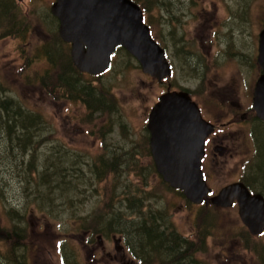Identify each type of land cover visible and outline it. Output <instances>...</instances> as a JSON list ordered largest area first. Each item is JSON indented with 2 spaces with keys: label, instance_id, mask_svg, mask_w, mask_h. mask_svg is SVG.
<instances>
[{
  "label": "rangeland",
  "instance_id": "374dc122",
  "mask_svg": "<svg viewBox=\"0 0 264 264\" xmlns=\"http://www.w3.org/2000/svg\"><path fill=\"white\" fill-rule=\"evenodd\" d=\"M15 1L28 19L27 41L0 38L2 96L28 113L37 112L41 122L14 130L15 134L22 133L23 140L30 134L32 141L26 148L15 146L22 141L12 138L0 125V238L8 230L20 229L21 233L24 227L23 236L8 241V247L16 245L14 251L23 252L19 259L25 258V264H61L63 254L68 264H117L101 256L92 262L87 246L90 240L96 243L101 233H95L89 222L101 216L99 221L112 223L109 229L104 225L100 229L107 232L104 241L111 246L112 237L125 230L135 251L141 244L135 236L143 239L145 233L139 231L140 220L148 217L149 222V213L159 212L169 223L167 228L193 240L190 257L200 264H256L253 249H264V232L259 237L250 235L238 216V206L198 208L168 187L150 169L144 122L168 85L176 90L188 88L206 112L218 117L223 98L213 86H226V92L236 97L242 92L239 76L248 78L250 84L257 79L264 0H145L147 19L158 42L172 57L174 74L161 82L144 73L126 50L117 52L111 69L90 83L105 90L107 105L97 112H90L80 99L68 98L52 84L56 68L48 62L46 51L62 50L70 55L69 46L57 32L58 22L50 13L54 0ZM190 58L196 63L188 62ZM62 61L61 55L56 57L57 68ZM251 128L263 141L256 145V154L264 163V122L254 121ZM243 133L239 153L245 158L253 144ZM99 157L104 162L113 158L115 164L101 180L94 177ZM237 163L232 160L223 168L214 166L210 184L215 190L233 181ZM257 164L254 170L247 168L245 179L264 191V169L261 173ZM45 169L47 175L43 177ZM125 198L128 200L122 203ZM126 204L140 208L141 215L133 212L130 221L124 219ZM11 209L16 218H9ZM97 249L102 251L101 246ZM104 250L108 252V246ZM153 263L159 264L156 259Z\"/></svg>",
  "mask_w": 264,
  "mask_h": 264
},
{
  "label": "water",
  "instance_id": "95a60500",
  "mask_svg": "<svg viewBox=\"0 0 264 264\" xmlns=\"http://www.w3.org/2000/svg\"><path fill=\"white\" fill-rule=\"evenodd\" d=\"M50 13L58 20V34L70 44L72 63L80 72H103L120 46L144 73L158 80L169 76L164 50L151 38L142 12L132 0H54ZM256 61L262 73L255 82L252 103L256 117L264 122V21ZM147 128L151 154L163 181L181 190L190 202L201 203L209 188L200 159L211 126L201 118L197 105L187 92L167 90L150 109ZM210 200L221 207L235 201L249 234L264 230V198L260 193L251 194L241 181L226 185Z\"/></svg>",
  "mask_w": 264,
  "mask_h": 264
},
{
  "label": "trees",
  "instance_id": "16d2710c",
  "mask_svg": "<svg viewBox=\"0 0 264 264\" xmlns=\"http://www.w3.org/2000/svg\"><path fill=\"white\" fill-rule=\"evenodd\" d=\"M138 3L145 14L148 13V3L145 0H134ZM147 22H150L147 19ZM28 19L26 14L21 11V6L16 4L15 0H0V38L5 36L16 38H22V42L27 41V32H28ZM2 36V37H1ZM117 52L122 51V48H119ZM117 54V53H116ZM61 55L63 57V61L60 63L59 68L58 62L56 64V57ZM46 57L48 62H50L55 68L56 72L52 76L54 79L53 85L59 87L67 97L70 99H80L86 108L92 112V110L102 111V106H106L107 102L104 99V91L97 87L93 88L90 83L97 81L98 78L91 77L89 75L82 74L79 72L72 61L70 60V55L64 54L61 50L59 52H53L50 49L46 51ZM40 58V57H39ZM56 65V66H55ZM51 70H49L46 74V77H43L45 81L47 79V75ZM85 75V76H84ZM85 83H84V82ZM3 81H0V125L3 126L4 130H6L12 138L17 139L15 146L20 144L22 148H26L30 146L32 141L30 134H27L28 138H22L21 134H15L14 130L23 129L27 124L33 126L36 121H40L39 114L28 113L22 109L21 106L16 105L13 101H10L8 98L2 96L4 92ZM113 101V99L111 100ZM93 108V109H92ZM101 108V109H100ZM110 108H113V102L110 105ZM20 119V121H16V119ZM19 122V123H18ZM30 122V123H29ZM41 122V121H40ZM40 125V124H38ZM114 159L112 158L110 162H104L101 157L96 160V169H99L98 172L94 174V177L98 180H101L103 174L105 172H111L114 169L115 164ZM114 166V167H113ZM48 167H51L50 165ZM49 169V168H48ZM47 169H45L43 177H45ZM64 172V171H62ZM55 173V172H54ZM50 176V174L48 175ZM47 184L48 180H44ZM53 183L52 180H50ZM250 185L249 183H247ZM202 208V207H201ZM8 216L11 219L12 217L16 218L13 209L8 211ZM163 215L159 217V226H164L165 222L162 218ZM101 216H96L93 218V221L89 222V227L96 232H100L103 225L111 224V222L104 224V222L99 221ZM19 219V218H17ZM103 220V219H102ZM162 223V224H161ZM82 226V224H81ZM156 226V224H155ZM3 226L0 225V231ZM24 229V227H22ZM21 229H15L11 231H7L5 233V237L0 238V264H25L23 261L25 258L19 259L23 252L19 250L18 252L14 251V246L7 245L8 241L12 239H20L23 236V231ZM89 231V230H88ZM5 232V230H4ZM90 232V231H89ZM144 233V238L141 239L138 235H136V239L140 240L142 243L143 250L149 255V258L157 260L159 264H200L194 257L193 259L190 256H193L191 252V247L193 246V240H187L184 237H181L176 230L172 228L158 227V228H149L146 231H142ZM92 232H90L91 234ZM8 235V236H6ZM92 235V234H91ZM248 236V234H247ZM260 236V235H259ZM258 236V237H259ZM1 237V234H0ZM3 247L1 248V246ZM147 246V247H145ZM256 254V264H264V249H253ZM21 253V255H20ZM62 264H68L66 258L63 254L62 256Z\"/></svg>",
  "mask_w": 264,
  "mask_h": 264
},
{
  "label": "flooded vegetation",
  "instance_id": "af4514ba",
  "mask_svg": "<svg viewBox=\"0 0 264 264\" xmlns=\"http://www.w3.org/2000/svg\"><path fill=\"white\" fill-rule=\"evenodd\" d=\"M67 45L70 48V44L67 43ZM166 55H167V60L171 68L170 75L172 76L175 70L174 62L168 52H166ZM254 57L255 56L253 55L251 60H254ZM112 61H113V57L111 58V62ZM191 61H194L193 64L196 63V60L194 58H190L188 62H191ZM198 66H199V70H202L203 65L201 63V60H199ZM257 68L259 70L258 71V77H259L262 71L259 68L258 64H257ZM247 70L250 72L248 68ZM240 73L241 72L237 70L236 75L239 76ZM101 75L103 74H100L94 77H98ZM171 76H169L168 78H170ZM166 79H162L161 82H164ZM239 80L241 84L240 89L242 90V92L241 94H239L240 96L236 95V97H233L231 94L226 92V86H220V87L213 86L214 92L217 94V96L220 98H223V101H222L223 107L221 108L220 112H218V114H221V115L218 117L211 115L210 112H206V110L204 109V106L200 104L199 100H196L195 98H193V95L188 90V88L178 89V90L186 91L188 93L191 100L195 102V104L197 105L202 119H204L209 125H211V130L204 139L203 153L200 159V169L202 172L203 179L207 187H209V192L207 193L206 196H204V199L202 200L201 203L194 204L185 198L181 190L173 188L175 191H178V193L183 196L185 202H187L188 204H191L192 206H196L198 208L202 207L203 209H206L207 207H214L213 204L209 202L210 198L219 192V189L215 190L214 187L210 184L213 178L214 166L223 168L226 165H228L232 160H235L236 163L237 162L238 163L235 169L236 170L235 178H233V181L229 183L241 181L248 188V191L251 194L260 193L264 198V191H261L260 189H258V186H257L258 184L255 185L254 182H251L249 180L247 182L245 179L247 168L250 167L251 169L254 170L253 165L255 163H259L257 164V168L258 170H260L261 173H262V170L264 169V163L261 161V159L257 158L258 155L256 154V151H257L256 145H259V143L263 141L260 138V133L258 132L254 133V128L253 129L251 128V125L254 123V121L259 120L257 117H255L256 115H255V112L253 109V103H252L253 89H254L256 80H252L250 84L248 81V78L245 79L243 75L241 77L239 76ZM169 86L170 85H168L164 91L168 89L176 90V89H170ZM147 117H148V114H147ZM147 117L145 118L144 127L146 131L147 144H148L147 153L149 154L152 160L151 161L152 167L150 169L156 176H160V174L156 170L155 163H154V160L151 154L150 132H149V129L147 128ZM223 117H225V120L221 121ZM260 122L263 123V121L261 120ZM243 128H246L245 133H243ZM241 133H243V136L246 135L247 140L251 141V143L253 144V150L245 158H243L242 155L239 153V142H240L239 137ZM103 135L104 134L99 135V136H103ZM253 161H254V164H252ZM160 178L162 179L161 176ZM163 182L167 184L168 187H170L168 183H166L165 181ZM247 183H249L250 185H248ZM263 183H264V180H263ZM143 199H145V197H143ZM127 200L128 199L125 198L122 203L126 202ZM133 202H135V199H133ZM233 206H236L235 203H232L230 206H228V208L233 207ZM124 210L126 211V214H127V215H124V219L128 221L132 219L131 216H133V212H136L138 216L141 215L142 213V210L140 208L133 209L132 204H126V206L124 207ZM160 214L162 215V213H159V212L149 213V216L151 218L149 222H147L148 217H145L142 220H140L139 226L141 229L139 231H146V229L155 228V227L156 228L164 227L162 225L161 226L158 225ZM162 222H165V221L163 220ZM109 225H112V223L105 225L104 228L107 227L109 229L110 228ZM165 226L169 227V223L165 222ZM100 233L101 235H104V237L101 235H97L96 237L97 242L94 243V241L90 240V243L87 246L88 256L91 258L92 262L94 261L95 258L101 256V257H107V260L115 261L117 264H154L152 259L149 258V255L146 253V251L143 250L144 248L142 247V243L140 244L139 250L137 249V247L135 248V251L132 249L131 246L133 243L131 240H129V234L128 232H125V230L122 233L120 232L121 234L117 238H114V236L112 237L113 239L112 246L110 245V243L104 241L105 236H107V232L101 230ZM94 244H97V246H95ZM98 246H101L102 248L101 252L99 249H97ZM107 246L109 250L108 252L104 250V247H107ZM129 258L131 260H129Z\"/></svg>",
  "mask_w": 264,
  "mask_h": 264
},
{
  "label": "bare ground",
  "instance_id": "6f19581e",
  "mask_svg": "<svg viewBox=\"0 0 264 264\" xmlns=\"http://www.w3.org/2000/svg\"><path fill=\"white\" fill-rule=\"evenodd\" d=\"M66 157V156H65Z\"/></svg>",
  "mask_w": 264,
  "mask_h": 264
}]
</instances>
